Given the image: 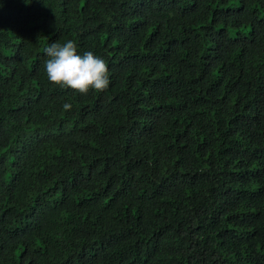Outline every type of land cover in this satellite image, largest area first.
<instances>
[{
	"label": "trees",
	"instance_id": "16d2710c",
	"mask_svg": "<svg viewBox=\"0 0 264 264\" xmlns=\"http://www.w3.org/2000/svg\"><path fill=\"white\" fill-rule=\"evenodd\" d=\"M0 5V264H264V0Z\"/></svg>",
	"mask_w": 264,
	"mask_h": 264
},
{
	"label": "clouds",
	"instance_id": "9594fccd",
	"mask_svg": "<svg viewBox=\"0 0 264 264\" xmlns=\"http://www.w3.org/2000/svg\"><path fill=\"white\" fill-rule=\"evenodd\" d=\"M45 53L48 57L45 70L53 85L71 89L84 96L92 90L103 92L108 89L110 79L107 63L91 51L78 54L75 41L49 44ZM63 108L69 111L72 105L65 103Z\"/></svg>",
	"mask_w": 264,
	"mask_h": 264
}]
</instances>
